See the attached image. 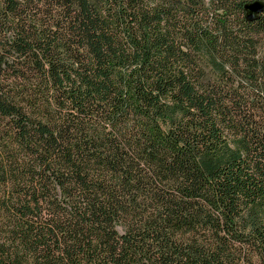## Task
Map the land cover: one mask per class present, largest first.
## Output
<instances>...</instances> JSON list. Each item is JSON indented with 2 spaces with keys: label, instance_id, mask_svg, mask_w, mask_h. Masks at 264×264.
I'll return each instance as SVG.
<instances>
[{
  "label": "trees",
  "instance_id": "1",
  "mask_svg": "<svg viewBox=\"0 0 264 264\" xmlns=\"http://www.w3.org/2000/svg\"><path fill=\"white\" fill-rule=\"evenodd\" d=\"M244 2L0 0V264H264Z\"/></svg>",
  "mask_w": 264,
  "mask_h": 264
},
{
  "label": "water",
  "instance_id": "2",
  "mask_svg": "<svg viewBox=\"0 0 264 264\" xmlns=\"http://www.w3.org/2000/svg\"><path fill=\"white\" fill-rule=\"evenodd\" d=\"M245 9L248 12L246 18L248 21H253L257 18V14L264 11V3L263 2H254L248 5H245Z\"/></svg>",
  "mask_w": 264,
  "mask_h": 264
},
{
  "label": "flooded vegetation",
  "instance_id": "3",
  "mask_svg": "<svg viewBox=\"0 0 264 264\" xmlns=\"http://www.w3.org/2000/svg\"><path fill=\"white\" fill-rule=\"evenodd\" d=\"M257 1H259V2H263V3H264V0H245V2H244V4H243V7H242V9H243V18H244V20H245L246 22H248V23H253V22L258 21V20L260 19V17L264 14V11H263V12L257 14V18H256L255 20H253V21H248V20H247L246 16H247L248 12H247L246 9H245V5H248V4H251V3L257 2ZM208 2H210V0H208ZM212 12H214V8L212 9ZM219 14H221V13H219Z\"/></svg>",
  "mask_w": 264,
  "mask_h": 264
},
{
  "label": "rangeland",
  "instance_id": "4",
  "mask_svg": "<svg viewBox=\"0 0 264 264\" xmlns=\"http://www.w3.org/2000/svg\"><path fill=\"white\" fill-rule=\"evenodd\" d=\"M99 0H87V2L89 3V4H91V5H94V4H97V2H98ZM100 2L104 5V7H105V10H107V2H108V0H100Z\"/></svg>",
  "mask_w": 264,
  "mask_h": 264
}]
</instances>
